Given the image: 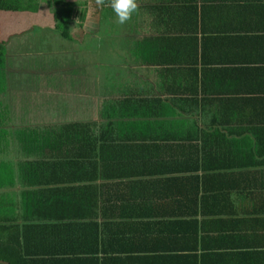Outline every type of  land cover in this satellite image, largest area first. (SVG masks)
I'll use <instances>...</instances> for the list:
<instances>
[{"label": "crops", "instance_id": "crops-1", "mask_svg": "<svg viewBox=\"0 0 264 264\" xmlns=\"http://www.w3.org/2000/svg\"><path fill=\"white\" fill-rule=\"evenodd\" d=\"M37 1L51 26L0 71L1 237L31 260L264 264V0H137L124 25Z\"/></svg>", "mask_w": 264, "mask_h": 264}, {"label": "trees", "instance_id": "trees-1", "mask_svg": "<svg viewBox=\"0 0 264 264\" xmlns=\"http://www.w3.org/2000/svg\"><path fill=\"white\" fill-rule=\"evenodd\" d=\"M42 2L37 0H0V71L7 66V48L10 40L18 35L27 33L35 27L51 26L48 14L42 9ZM53 27L58 28L53 23ZM67 33L64 36L67 37ZM0 261L9 264H106L104 261L92 259H61V260H31L15 243L7 242L0 234ZM142 264V263H115ZM175 264V263H151Z\"/></svg>", "mask_w": 264, "mask_h": 264}, {"label": "clouds", "instance_id": "clouds-1", "mask_svg": "<svg viewBox=\"0 0 264 264\" xmlns=\"http://www.w3.org/2000/svg\"><path fill=\"white\" fill-rule=\"evenodd\" d=\"M94 3L98 8H103L105 5L111 7L117 17V22L121 25L130 22L139 7L137 0H94ZM78 23L79 20L76 25Z\"/></svg>", "mask_w": 264, "mask_h": 264}, {"label": "water", "instance_id": "water-1", "mask_svg": "<svg viewBox=\"0 0 264 264\" xmlns=\"http://www.w3.org/2000/svg\"><path fill=\"white\" fill-rule=\"evenodd\" d=\"M0 264H9V262H6V261H0Z\"/></svg>", "mask_w": 264, "mask_h": 264}]
</instances>
